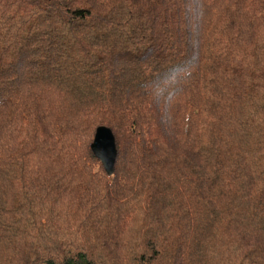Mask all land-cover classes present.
Segmentation results:
<instances>
[{"label": "trees", "instance_id": "1", "mask_svg": "<svg viewBox=\"0 0 264 264\" xmlns=\"http://www.w3.org/2000/svg\"><path fill=\"white\" fill-rule=\"evenodd\" d=\"M0 264H264V0H0Z\"/></svg>", "mask_w": 264, "mask_h": 264}, {"label": "water", "instance_id": "2", "mask_svg": "<svg viewBox=\"0 0 264 264\" xmlns=\"http://www.w3.org/2000/svg\"><path fill=\"white\" fill-rule=\"evenodd\" d=\"M91 149L103 164L109 176H113L118 157L116 139L113 131L107 127H99L96 131Z\"/></svg>", "mask_w": 264, "mask_h": 264}]
</instances>
